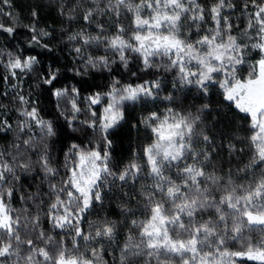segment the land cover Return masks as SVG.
I'll list each match as a JSON object with an SVG mask.
<instances>
[{
  "label": "snow or ice",
  "instance_id": "obj_1",
  "mask_svg": "<svg viewBox=\"0 0 264 264\" xmlns=\"http://www.w3.org/2000/svg\"><path fill=\"white\" fill-rule=\"evenodd\" d=\"M57 49L118 54V79ZM62 105L81 171L57 177L40 149ZM82 114L105 130L88 150ZM0 127L4 264H264V0H0Z\"/></svg>",
  "mask_w": 264,
  "mask_h": 264
},
{
  "label": "clouds",
  "instance_id": "obj_2",
  "mask_svg": "<svg viewBox=\"0 0 264 264\" xmlns=\"http://www.w3.org/2000/svg\"><path fill=\"white\" fill-rule=\"evenodd\" d=\"M56 56H58L61 60V63H66L64 57L67 56L68 59L72 60V64L75 66V69H73L72 66H70L68 68V74L69 75H77V76H82L84 79L93 82L94 79L98 80L100 83H104V75L107 74L109 80H113V79H118V77H116L115 73H113L111 71L112 68L116 67V64L119 63V56L118 54L113 56L112 61H110V67L108 69H104V68H92L89 69L88 67H86L85 63L83 60H81L80 62L77 61L76 57H74L73 52L65 49V51L63 53H61L59 51V49H57ZM81 57L84 56V53H80L79 54ZM109 55H112L111 53H109ZM124 66L121 65V68H123ZM117 71H120V69H117ZM126 71V70H125ZM95 72L97 75L94 78L92 76V73ZM7 83V81H6ZM34 89H36L37 91H39L38 88V84L33 85ZM103 95V94H102ZM76 99H81L80 97H76ZM56 101V97L53 94V96L50 98V102L48 104H44L43 101H41V103L43 104L45 111L46 112H50L52 110V102ZM82 103L87 104V100H82ZM101 109L103 110L104 105L103 103H101ZM58 111H60L62 114L60 116V120L64 121L65 119H67L69 121L68 123V130L67 132L64 133H60L59 130L56 131V133L51 136H45L42 134V141L45 145L44 148L40 149V151L42 152V154L47 155L50 157V159L53 161L54 165L57 167L58 171L55 175H57V177H64V173L67 168H70L71 166L75 165L77 168V172L80 173L81 171V164H80V158L79 155H75L72 158H70L67 162H65L64 157L68 155L69 152V148L68 147H63L61 141L62 140H67L68 134L72 133L74 130V125L71 122V118L67 115L68 113L71 112L72 116H76L77 114L75 112L72 111V109L66 105H62L60 109H58ZM89 119H95V117L89 116L87 114H82L78 117V119L76 120V126H75V134L78 135L80 137V140H83V147L85 150L89 149V145L90 143L92 145H98L100 142H102L104 140V134H105V130L103 128V122L102 120L98 121L95 127H92L90 124H85V123H81V121L84 120H89ZM4 131L3 127H0V132ZM123 143V141L121 140L120 137H115L113 144L110 146V148L106 145V148L108 150H111V148H115L117 150H119L121 144ZM72 144H79V140H73L69 142V146ZM4 142L0 141V151H3L4 149ZM9 152L12 151V145L11 142H9ZM63 151V155L61 154ZM79 152V149H77V153ZM92 164L93 161L90 159L87 163H85L83 165V175L87 176L89 174V170L92 168ZM29 179L31 181V178L33 176L36 177V181H34V183H38V182H42L41 177H42V170L41 173H37L36 168L33 167V170L28 173ZM66 179V177H65ZM108 179L110 180L111 177H108ZM101 183H103V187L105 191H108L110 188V185L104 181H101ZM99 184L97 185V188H99ZM45 187H47V184H45ZM118 187V185H117ZM108 207V202L105 201L104 207L101 209L102 212L106 211ZM98 250H99V246H97ZM111 254V253H110ZM0 264H4L3 261H0ZM8 264H12L11 261L8 262Z\"/></svg>",
  "mask_w": 264,
  "mask_h": 264
}]
</instances>
